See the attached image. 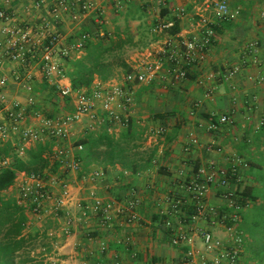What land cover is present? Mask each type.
Masks as SVG:
<instances>
[{
	"label": "crops",
	"instance_id": "obj_1",
	"mask_svg": "<svg viewBox=\"0 0 264 264\" xmlns=\"http://www.w3.org/2000/svg\"><path fill=\"white\" fill-rule=\"evenodd\" d=\"M119 1L122 4L120 9L114 7V0L104 4L106 11L103 27L110 36L100 38L120 39L122 47L111 57L110 61L114 66L112 76L105 81L96 76L91 89L98 85L106 86L121 81L125 74L123 65L127 64L131 68L142 53L151 52L157 56L159 49L171 35L155 31L153 19L159 17L164 21H172L173 18H177L180 24L178 34L188 36L199 31L195 8L203 0H169L168 6L160 8L156 7L152 0ZM33 2L34 0H0V8L10 12L13 24L31 27L34 37L39 38V26L44 18L52 19L46 8H33L31 6ZM228 2L231 8L239 11L238 15L215 26V34L206 60L201 65L191 68L186 79L171 84L168 78L158 77L151 83L138 84L134 87V103L130 105L128 113L135 120L137 129L143 131V139L139 146L132 150L130 157L137 161L152 157L149 168L132 173L124 169L120 162L107 165L105 169L92 164L86 174L95 169L103 172L95 181L84 179L79 172L69 169L63 163L56 173H51L60 180L72 184L73 192L80 204L91 201L92 194L124 201L137 193L142 200L140 206L142 218L132 224L121 218L111 228L105 230L100 228L98 220L92 217L86 221H77L69 235L63 232L65 222L63 215L47 218L44 222L49 221L50 224L41 230L35 226L43 221L34 222L28 218L25 234L28 235L30 229L36 230L37 232L33 233L36 234L35 240L38 242L46 233L50 236L41 244L39 256L32 254L35 261H41L42 264H82L83 261H87L88 264H95L98 261L100 264H197V259L191 263L186 257L189 245L173 244L171 241L173 232L165 226V218L169 217V214L165 213L167 212L165 198L168 195L177 197L182 195L178 184L182 177L181 173H189L210 159L215 160L220 166L229 167L233 162V156L236 155L249 164L247 167H239L240 180L237 190H241L247 184L259 186L263 184L253 179V174L257 171L255 167L250 166V161L255 155L258 158L264 155V135L257 141L259 147L255 138L264 125V80L260 82L257 80L260 76L264 77V18L261 17L264 0ZM162 8L165 14H161ZM177 8H184L185 16L180 17ZM95 18L96 16L91 14L80 22H74L67 17L61 25L67 41L74 40L82 31H94L98 25ZM7 39L8 34L0 27V41L3 46ZM96 39L92 38V41L95 43ZM253 42H257L256 50L252 47ZM253 50L257 54L256 60L253 58ZM83 55L84 50L72 58H80ZM62 61L65 64V59ZM234 66L239 68L238 71L229 78L224 77L226 70ZM18 73L24 79L19 80ZM25 74L32 75L29 82L31 89L25 87L27 82ZM3 76L7 78L5 92L11 99L20 101L25 109L24 124L38 126L44 113H53L56 106L60 107L59 91L56 85L45 77L39 59L24 67L0 53V78ZM70 107H72L70 110L60 107L54 116L75 109L72 97ZM97 111L104 113L99 102ZM222 115H227L229 121L220 123L219 118ZM210 118L218 123L214 130L207 128ZM104 124L92 128L91 121L84 116L73 125L71 136L64 144L66 147L71 146L75 151V143L86 135H97L107 131L119 138L124 129L123 127L109 131L107 122ZM159 128H164L165 131L161 134H152V131ZM192 137L197 138V143H191ZM47 140L52 142V150L55 141L53 138ZM7 141L0 137V146ZM49 156L53 158L52 153ZM24 173L19 172L16 179L22 177ZM7 193L14 195L13 185ZM210 200L214 203L220 202L215 192L210 194ZM250 205L249 203L246 207ZM80 211L77 205L73 209L76 215H79ZM198 226L203 229L212 228L204 221L199 222ZM126 236L132 240L128 246L124 241ZM100 240L107 242L108 249L105 253L98 251ZM196 244L201 245L198 241ZM247 245L246 240L241 255L242 264H246L247 259L249 263L253 262L247 256L249 255Z\"/></svg>",
	"mask_w": 264,
	"mask_h": 264
},
{
	"label": "built area",
	"instance_id": "obj_2",
	"mask_svg": "<svg viewBox=\"0 0 264 264\" xmlns=\"http://www.w3.org/2000/svg\"><path fill=\"white\" fill-rule=\"evenodd\" d=\"M152 1L158 8L169 4V0ZM110 2L113 0H34L31 6L36 9L46 8L52 19L44 18L39 26L41 40L34 37L31 27L13 24L10 12L0 8V27L8 34L4 46L0 41V53L24 67L39 59L47 80L54 83L63 96L72 97L75 105V109L68 113L42 117L38 126L24 124L25 109L20 101L7 95L4 90L7 78L1 77L0 137L12 141L14 152L18 156H26L28 149L37 142L53 138L55 142L51 150L52 157L69 169L79 172L81 163L77 159L76 150H81L82 145H75L73 151L71 146L66 147L64 144L70 138L71 129L76 122L86 116L91 121L92 128L106 122L109 131L127 126L129 108L134 103V87L138 84L151 83L158 77L168 78L171 84L186 79L191 68L201 65L206 60L215 34V26L221 21L235 18L239 13L237 9L230 7L228 0H203L195 8V14L198 16L196 23L198 33L194 32L188 36L177 33L175 36L167 37L157 56L151 52L142 53L140 59L123 75L121 81L106 86L98 85L91 91L86 89L76 91L65 73L66 67L62 60L81 54L89 39L110 36L103 27L106 11L104 4ZM113 5L116 9L122 7L119 0H114ZM177 9L180 17L185 16L184 8ZM91 14L96 16L95 21L98 24L96 29L82 31L74 40L67 41V36L61 29L67 17L74 22H80ZM261 17L264 18V10L261 11ZM172 24L173 21H164L158 17L153 29L161 32ZM252 47L256 50L257 42H253ZM253 58L255 60L257 58L255 51ZM238 69L237 66L229 68L223 76L229 78ZM25 77L27 80L25 87L31 89L29 82L32 75L25 74ZM17 78L24 79L19 73ZM257 80L263 81L264 77L260 76ZM98 102L103 114L97 111ZM227 121H229L227 115L219 118L220 123ZM217 127L218 123L210 118L207 128L214 130ZM164 131V128H159L152 131V134H161ZM191 143H197V138L192 137ZM232 161L231 166L225 167L210 159L189 173L182 172L181 180L178 182L182 195L178 197L168 195L165 198L167 204L165 213L169 214V217L165 218V226L173 232L171 240L173 244L189 245L186 257L191 263L197 259V264H242L241 255L246 240L239 223L241 212L249 202L240 197L237 184L240 180L239 167H247L249 164L236 155ZM10 162V156L0 157V169L8 166ZM102 175L101 170L95 169L90 174L83 173L82 177L95 181ZM13 190L18 203L28 208L29 220L41 222L63 215L65 218L63 232L68 235L77 221H86L92 217L97 219L100 228L105 230L111 228L121 218L129 224L142 218L140 211L142 200L137 193L124 201L92 194L91 201L80 204L75 197L72 184L60 180L51 173L25 172L22 177L15 180ZM212 192L219 197V203L210 200ZM76 205L81 209L79 215L73 212ZM201 221L207 222L212 228H201L198 226ZM177 226L180 227L177 229ZM124 241L128 246L132 240L126 236ZM197 241L201 245H197ZM107 249V242L100 240L99 253H105ZM82 264L88 263L83 261Z\"/></svg>",
	"mask_w": 264,
	"mask_h": 264
},
{
	"label": "trees",
	"instance_id": "obj_3",
	"mask_svg": "<svg viewBox=\"0 0 264 264\" xmlns=\"http://www.w3.org/2000/svg\"><path fill=\"white\" fill-rule=\"evenodd\" d=\"M161 14H165L163 8ZM156 20L157 18L152 20L153 26ZM172 21V26L163 31L169 35H175L180 31L179 20L173 18ZM121 41L98 37L94 43L92 39H89L82 57L65 58L67 67L65 73L72 88L76 91L90 90L96 76L104 81L111 77L114 66L110 60L113 53L121 49ZM123 66L125 73L130 70L127 64ZM59 94L60 107L70 110L72 108L70 97L63 96L60 92ZM60 107L56 106L53 113L43 115L53 117ZM142 133L143 131L135 126V120L129 116L127 126L121 131L119 138L107 131L80 138L75 143L82 145V149L76 152L77 159L81 163L79 174L88 172L92 164L105 169L107 165H114L117 162L122 163L124 169L132 173L146 170L151 165L152 157L144 161H137L130 157L132 150L137 148L143 139ZM262 135H264V125L255 136L256 144ZM47 141L37 142L28 149L24 157L14 152V145L9 140L0 146V157L10 156L11 158L10 164L0 169V264H42L41 261H35L29 252V245L35 239L36 234L24 233L29 217L28 208L19 204L16 196L8 194L7 191L14 184L19 172H57L61 163L49 156L52 142ZM257 147H259L258 144ZM250 164L257 171L253 174V179L263 184L261 186L247 184L239 190V195L243 200L249 201L250 204L253 203L247 212H241L239 228L249 237L246 248L250 253L249 258L253 261L249 264H264V155L260 158L255 155Z\"/></svg>",
	"mask_w": 264,
	"mask_h": 264
},
{
	"label": "rangeland",
	"instance_id": "obj_4",
	"mask_svg": "<svg viewBox=\"0 0 264 264\" xmlns=\"http://www.w3.org/2000/svg\"><path fill=\"white\" fill-rule=\"evenodd\" d=\"M128 55H129V53H128ZM251 166V165H250ZM8 194H10V193H8ZM253 205V203H251V205L250 206H252ZM248 209H249V207H246V209L244 210V211H248ZM51 221V220H50ZM41 223H43L44 225H42ZM41 223H38V224H36V229L38 228V230L40 229H42L45 225H49L50 224V222L48 221V223L47 222H41ZM48 227V226H47ZM49 231H51V230H49ZM33 232H37L36 230H34V229H30L29 231H28V234H34ZM39 232V231H38ZM242 233H243V235H244V237H245V239L248 241L249 240V237H248V235L244 232V231H242ZM40 235L41 236H43V233H41L40 232ZM46 235H47V233H46ZM45 235V237H41L42 238V240L40 241V242H38V240H35L36 239V237H35V239H33V241H32V243L29 245V252H30V255L32 256V254H34L35 256H39V248H40V246H41V244L43 243V242H46L47 240H48V238L50 237L49 235H47L46 236ZM46 244V243H45ZM247 252H249L248 250H247ZM247 256H250V253H249V255L247 254ZM32 258H34V257H32ZM45 258V257H44ZM248 260V259H247ZM247 260H245L246 261V264H249V261H247Z\"/></svg>",
	"mask_w": 264,
	"mask_h": 264
}]
</instances>
